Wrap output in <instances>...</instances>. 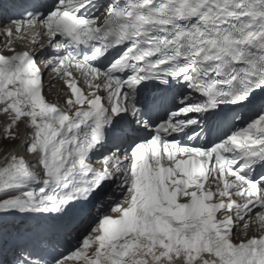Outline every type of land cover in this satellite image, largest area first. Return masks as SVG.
<instances>
[{
  "label": "snow or ice",
  "instance_id": "obj_1",
  "mask_svg": "<svg viewBox=\"0 0 264 264\" xmlns=\"http://www.w3.org/2000/svg\"><path fill=\"white\" fill-rule=\"evenodd\" d=\"M18 11L0 30V150L24 136L0 163V264H46L8 253L50 243V222L82 229L51 264H264V0ZM44 67L64 107L43 95ZM203 135L216 139L182 143Z\"/></svg>",
  "mask_w": 264,
  "mask_h": 264
},
{
  "label": "bare ground",
  "instance_id": "obj_2",
  "mask_svg": "<svg viewBox=\"0 0 264 264\" xmlns=\"http://www.w3.org/2000/svg\"><path fill=\"white\" fill-rule=\"evenodd\" d=\"M60 92H61V91H60ZM63 101H64V99H62V102H63ZM6 122H7V117H6L5 115H3V114H0V131H1L2 133H4V129L1 130V128H2V126H5V125H6ZM20 131H21V133H23V131H24V125H23V124L20 125ZM22 139H24V136H23V135H21L20 139H17V140H15L14 142H12V143H15V151H16L18 154H20V155H23V154H24L23 149H21V148L19 147V145H20ZM27 159L31 160L32 158L29 156V157H27ZM79 232H80V230H74V231H73V233H79ZM79 234H80V233H79ZM79 234H78L77 236H75L76 239L78 238ZM49 246H50L51 248H53L54 251H60L59 249H57L56 247H54L52 244H49ZM40 259H41V258H40Z\"/></svg>",
  "mask_w": 264,
  "mask_h": 264
},
{
  "label": "rangeland",
  "instance_id": "obj_3",
  "mask_svg": "<svg viewBox=\"0 0 264 264\" xmlns=\"http://www.w3.org/2000/svg\"><path fill=\"white\" fill-rule=\"evenodd\" d=\"M5 128V126H2V128H1V130L2 129H4ZM3 137V133L0 131V138H2ZM12 142H14V141H7V140H4L3 141V144L5 145V149L4 150H0V163H2L3 162V158H4V155H5V152L7 151V149L10 147V146H12V145H15V143H12ZM14 194H16V193H14ZM3 198H6V197H3ZM243 229H240V230H238L237 231V236H236V238L235 239H240V238H242V237H244V233H243ZM251 232H252V230H251ZM250 232V233H251ZM249 233V231L247 232V234Z\"/></svg>",
  "mask_w": 264,
  "mask_h": 264
}]
</instances>
